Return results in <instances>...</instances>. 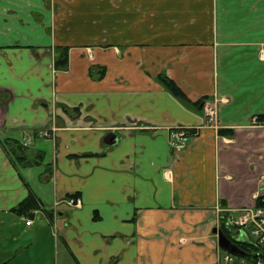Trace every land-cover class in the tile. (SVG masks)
Returning <instances> with one entry per match:
<instances>
[{
    "label": "crops",
    "instance_id": "0c3cea01",
    "mask_svg": "<svg viewBox=\"0 0 264 264\" xmlns=\"http://www.w3.org/2000/svg\"><path fill=\"white\" fill-rule=\"evenodd\" d=\"M262 116L264 0H0V264H216L217 205L264 200Z\"/></svg>",
    "mask_w": 264,
    "mask_h": 264
},
{
    "label": "built area",
    "instance_id": "2783aa9c",
    "mask_svg": "<svg viewBox=\"0 0 264 264\" xmlns=\"http://www.w3.org/2000/svg\"><path fill=\"white\" fill-rule=\"evenodd\" d=\"M206 124L217 126L218 111L215 107L208 110ZM200 130L201 126L172 127L168 135L172 151L176 154L183 152L189 145L191 137L198 135ZM64 202L71 207L82 206L80 197H70ZM215 213V225L218 228L224 227L232 239L248 243L250 246L249 251L240 256L223 251L217 245L216 264H264V207L254 205L231 211L217 206ZM31 222L29 220L27 224L30 225Z\"/></svg>",
    "mask_w": 264,
    "mask_h": 264
},
{
    "label": "trees",
    "instance_id": "16d2710c",
    "mask_svg": "<svg viewBox=\"0 0 264 264\" xmlns=\"http://www.w3.org/2000/svg\"><path fill=\"white\" fill-rule=\"evenodd\" d=\"M56 66L58 68H65L67 66V53L66 51L62 52L59 57H57L56 61ZM161 80L165 87L171 91L174 95H176L179 98L185 99L186 96L184 92L177 86L175 82L172 80H169L167 77H161ZM260 120L264 121V116L260 117ZM257 205L258 206H263L264 207V200L262 198H259L257 200ZM37 207L36 200L33 196H29L26 200H24L16 209L20 214H25L29 212L30 210L34 209ZM243 249H249L248 245L245 244H239Z\"/></svg>",
    "mask_w": 264,
    "mask_h": 264
},
{
    "label": "water",
    "instance_id": "95a60500",
    "mask_svg": "<svg viewBox=\"0 0 264 264\" xmlns=\"http://www.w3.org/2000/svg\"><path fill=\"white\" fill-rule=\"evenodd\" d=\"M213 232L217 233L218 231L217 229H214ZM218 243L220 247L224 248L225 250H229L233 253H240L239 248L236 245H234L222 231H219V242Z\"/></svg>",
    "mask_w": 264,
    "mask_h": 264
}]
</instances>
